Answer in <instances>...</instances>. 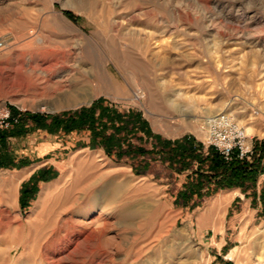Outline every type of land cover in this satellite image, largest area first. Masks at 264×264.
<instances>
[{
	"label": "rangeland",
	"instance_id": "1",
	"mask_svg": "<svg viewBox=\"0 0 264 264\" xmlns=\"http://www.w3.org/2000/svg\"><path fill=\"white\" fill-rule=\"evenodd\" d=\"M0 40V104L25 113L0 131V264H54L51 241L100 218L102 253L85 243L76 264H135L140 253L139 264H264V174L247 192L190 189L199 165L182 170L156 150L187 139L208 154L207 122L228 110L249 121L253 158L264 140V0H0ZM83 73L106 86L91 105L57 108ZM97 101L141 117L148 133L120 137L147 154L108 155L89 130L51 133L27 116L51 123Z\"/></svg>",
	"mask_w": 264,
	"mask_h": 264
},
{
	"label": "trees",
	"instance_id": "2",
	"mask_svg": "<svg viewBox=\"0 0 264 264\" xmlns=\"http://www.w3.org/2000/svg\"><path fill=\"white\" fill-rule=\"evenodd\" d=\"M14 115L17 111L13 109ZM30 116L39 128L48 130L51 133L64 132L69 134L79 130H89L92 133V147L102 146L108 155L117 150L119 158L128 156L137 157L138 153L147 154L144 148L133 149L132 145L125 151L124 141L121 140L123 132L141 130L147 132L146 123L134 112L123 115L104 105V102L97 101L89 108H82L77 111L64 112L58 116L50 117L48 123L46 117ZM132 125V127H130ZM112 133H109V131ZM0 136L4 138V134ZM161 145V146H160ZM156 150L164 154L163 160L170 159L171 165L181 166L182 170L190 168L194 162L199 165L195 172L197 179L190 184V189L205 187L215 184L220 189L241 188L244 192L256 186L258 179L264 174V140L255 141L254 156L252 160H240L235 154L231 161L225 160L215 149L210 148L208 154L204 153L202 145L194 140L184 139L182 141L165 143L158 140ZM36 175L33 180L36 179ZM195 190V189H194ZM26 192H22L24 200ZM193 195L189 193L187 198ZM261 199L264 202V189Z\"/></svg>",
	"mask_w": 264,
	"mask_h": 264
},
{
	"label": "bare ground",
	"instance_id": "3",
	"mask_svg": "<svg viewBox=\"0 0 264 264\" xmlns=\"http://www.w3.org/2000/svg\"><path fill=\"white\" fill-rule=\"evenodd\" d=\"M172 6V5H171ZM179 12V11H178ZM182 13V12H181ZM162 27V26H161ZM165 28V27H164ZM133 42V41H132ZM31 43V42H29ZM138 43V42H137ZM141 43V42H140ZM126 46V45H125ZM47 50V49H46ZM50 50V49H49ZM49 52V51H48ZM40 53V52H39ZM42 53V52H41ZM64 56V55H63ZM56 62V61H55ZM44 63V65H46L48 62L44 61L42 62ZM49 66L42 69V73H48L50 71V69L52 68V62L51 64L48 63ZM39 65V64H38ZM51 65V66H50ZM54 67V66H53ZM34 69V68H33ZM59 69V68H58ZM32 70V69H31ZM53 70V69H52ZM55 70V69H54ZM51 72V71H50ZM34 73V72H33ZM36 73V72H35ZM40 73V72H39ZM96 73V71H95ZM98 73V72H97ZM96 73V74H97ZM91 77L93 74H91V76H86L84 75V73L82 74L83 80L76 79L75 77L73 79H76V82H74L72 88H70V92H68L66 99L64 101H62L61 103H58L57 108H70V107H77L83 104H89L93 101V99L99 94L98 90L96 89V87L98 86V84H103L102 80L100 79V77L98 75H96ZM99 74V73H98ZM262 74V73H260ZM41 75V74H40ZM46 75V74H45ZM81 77V79H82ZM87 77V78H86ZM72 79V80H73ZM85 79V80H84ZM87 79V80H86ZM103 79V77H102ZM111 80V79H110ZM75 81V80H74ZM64 81H60L58 82V85L61 89L65 88L64 87ZM73 83V82H72ZM106 83V82H105ZM67 84V82H66ZM94 84H96L95 86H93ZM104 85V84H103ZM106 86V85H104ZM100 87V86H99ZM103 87V86H102ZM105 89V88H104ZM58 90V89H57ZM102 90V88H101ZM137 90V89H136ZM68 91V90H66ZM143 93L139 91L134 93L133 96V101L136 103H141L142 100H144V96L142 95ZM65 95V94H64ZM256 102V101H255ZM229 107V106H228ZM232 108V107H231ZM218 113V112H217ZM209 114V113H208ZM220 114H225V115H229L232 117V115L230 114V111L228 110H224V111H220V113H218V115ZM243 114V112H242ZM245 114V113H244ZM217 116V115H216ZM242 116V115H241ZM244 116V115H243ZM252 117V116H251ZM213 118V117H212ZM206 119V118H205ZM240 120V119H239ZM237 120L239 122V124L241 126L244 127L245 129V134L247 135V137H251L253 135V129L252 127L247 128V126H245L246 123H248L249 121L247 119H241L240 121ZM253 123V122H252ZM207 126V125H206ZM249 126V125H248ZM257 135V134H256ZM28 172H24L22 178L27 175ZM21 177H17L15 180H20ZM15 180H13L10 185L14 186L15 184ZM61 184V183H60ZM9 186V185H8ZM58 186V185H57ZM13 188V187H12ZM55 188V185H50L47 186L46 188H44V192L45 195L48 194V192H50L52 189ZM102 193V192H101ZM51 196V195H50ZM53 196V195H52ZM45 197V196H43ZM48 197V195H47ZM42 199V198H41ZM52 204V203H51ZM103 211V210H102ZM118 211V210H117ZM109 213V212H108ZM107 213V214H108ZM103 217V216H102ZM9 218V217H7ZM72 218V217H71ZM10 221V220H9ZM72 221V220H71ZM70 221V222H71ZM97 223H91V225H85V226H81V225H73V224H68V226L66 227V229L64 231H62V234H58V236H56V238H54L51 242L53 245H55V250H56V254H58L59 259L54 263V264H61V261H64L65 259L69 260L70 263L68 264H76L75 261H72L71 258L77 253L78 250L81 249V247L84 245L85 243L88 244V242L93 241L96 244V248L94 251L98 252L99 254H101V239L104 235V230H101V227H105L107 225V221H105L104 219L100 218ZM76 222V221H75ZM17 223V222H16ZM111 223V222H110ZM15 224V223H14ZM64 224V223H63ZM66 224V223H65ZM63 226V225H62ZM22 227V226H21ZM102 227V228H103ZM107 227V226H106ZM62 229V227H61ZM60 229V230H61ZM64 229V228H63ZM106 229V228H104ZM56 232V231H55ZM54 232V233H55ZM60 232V231H59ZM53 237V236H52ZM105 240V239H104ZM50 242V243H51ZM54 247V246H52ZM44 248V247H43ZM123 248V247H122ZM53 250V249H52ZM158 252V251H157ZM49 253V252H48ZM109 253V252H108ZM47 254V253H46ZM142 253H140L139 255L135 256V259H133L132 263L135 264H139V259ZM161 254V253H160ZM89 255V254H88ZM103 255V254H102ZM144 256V255H143ZM51 257V256H50ZM78 258V257H77ZM82 258V257H81ZM45 259H47L45 257ZM74 259V258H73ZM76 259V258H75ZM74 259V260H75ZM49 260V259H48ZM52 260V259H51ZM89 260V259H88ZM143 260V259H142ZM152 260V259H151ZM150 260V261H151ZM160 261V260H159ZM78 262V261H77ZM81 262V260H80ZM79 262V263H80ZM128 262V261H127ZM149 262V261H148ZM52 263V261L50 262ZM65 263V262H64ZM91 263V262H90ZM106 263V261L103 260L102 257L99 258V260L94 263V264H104ZM153 263V262H152ZM151 263V264H152ZM78 264V263H77ZM126 264V263H125ZM155 264V263H154ZM160 264V263H159Z\"/></svg>",
	"mask_w": 264,
	"mask_h": 264
},
{
	"label": "built area",
	"instance_id": "4",
	"mask_svg": "<svg viewBox=\"0 0 264 264\" xmlns=\"http://www.w3.org/2000/svg\"><path fill=\"white\" fill-rule=\"evenodd\" d=\"M5 46V41L0 40V49ZM13 109L17 111L14 115ZM25 115L22 109L12 108L6 103L0 104V131L8 130L20 123ZM208 140L206 147L215 149L225 160L231 161L234 155L240 160H250L253 147L245 130L233 119L225 114L217 115L207 122Z\"/></svg>",
	"mask_w": 264,
	"mask_h": 264
},
{
	"label": "water",
	"instance_id": "5",
	"mask_svg": "<svg viewBox=\"0 0 264 264\" xmlns=\"http://www.w3.org/2000/svg\"><path fill=\"white\" fill-rule=\"evenodd\" d=\"M93 102L90 103V105L92 104Z\"/></svg>",
	"mask_w": 264,
	"mask_h": 264
}]
</instances>
